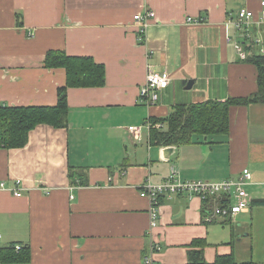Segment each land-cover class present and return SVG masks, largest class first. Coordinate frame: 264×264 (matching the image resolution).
<instances>
[{
	"label": "crops",
	"instance_id": "obj_1",
	"mask_svg": "<svg viewBox=\"0 0 264 264\" xmlns=\"http://www.w3.org/2000/svg\"><path fill=\"white\" fill-rule=\"evenodd\" d=\"M263 1L0 0V105H57L67 73L46 66L50 50L92 56L107 70L104 86L68 89L66 127L40 123L24 146L0 147V248L31 249L30 261L13 264H144L153 241L163 247L153 254L156 264H187L199 239L208 262L233 253L255 264L244 246L251 244L253 257L254 227L264 215L255 203L264 200V103L232 106L228 132L196 134L181 145H152L148 123L177 104L257 91L258 69L234 44L247 38L229 18L252 10L250 32L261 43L250 54L264 53ZM148 9L155 17L141 40L134 16ZM162 71L168 86L156 103H145L141 87L149 72ZM131 125L142 126L140 140ZM173 167L182 179L206 180L250 169L251 208L206 221L200 197L164 194L149 234L151 203L140 191L162 183ZM18 180L22 196L12 190Z\"/></svg>",
	"mask_w": 264,
	"mask_h": 264
},
{
	"label": "trees",
	"instance_id": "obj_2",
	"mask_svg": "<svg viewBox=\"0 0 264 264\" xmlns=\"http://www.w3.org/2000/svg\"><path fill=\"white\" fill-rule=\"evenodd\" d=\"M253 48V47H252ZM255 50V48L253 49ZM258 69V89L248 96H235L221 100H207L192 104H177L165 118H151L150 143L158 146H175L193 141L194 135H214L226 133L230 125V108L235 105L264 103V53L254 51L247 59ZM45 64L49 68L63 67L67 73L66 85L58 89V102L55 106H10L0 105V147L13 148L24 146L30 131L40 123L55 127L68 125V89L70 87H101L106 84L107 70L103 63L92 56H74L64 50H50ZM161 126L157 127L156 124ZM254 201V200H253ZM211 200L204 201L205 215L212 209ZM255 203L264 205V200ZM189 250L187 264H252L240 262L234 254L219 255L214 262L204 258L203 251L207 242L194 240ZM16 244L0 248V261L6 264L28 262L31 259L30 246L24 245L16 250Z\"/></svg>",
	"mask_w": 264,
	"mask_h": 264
},
{
	"label": "built area",
	"instance_id": "obj_3",
	"mask_svg": "<svg viewBox=\"0 0 264 264\" xmlns=\"http://www.w3.org/2000/svg\"><path fill=\"white\" fill-rule=\"evenodd\" d=\"M264 5V1L262 2ZM155 17V12L148 9L145 14L137 13L134 18L137 24L140 26V39L143 40L145 30ZM255 20V13L248 8H241L236 16L229 18V25L234 26L237 31L244 34L247 38V43L235 42V48L238 50L241 58L247 59L250 55V51L255 44L261 43V39L254 38L250 32L251 24ZM264 21V14L261 18ZM189 22H202L201 17H189ZM170 74L167 71L162 72H149L145 84L141 87L140 98L142 101L148 104H154L159 99L160 90L166 88L170 82ZM157 127L161 124L157 123ZM150 129L151 123H148ZM129 130L133 133V137L136 140L142 138V126L131 125ZM252 178L251 170L248 168L243 171L236 178H226L222 180H206V179H182L180 173L173 167L171 175L162 183L153 184L148 182L140 191L142 197L149 199L151 203L150 209V229L149 234H152V230L156 227L159 213L157 205L160 198L164 194L187 192L190 195H196L203 201L211 200L213 207L205 215L206 221H212L215 217H223L232 219L239 213L248 211L252 205V198L247 190V185ZM20 180L17 181V186L12 190L16 196H22V191L19 188ZM5 182H0V188H5ZM2 235L0 234V239ZM22 244H16V250H21ZM160 242L153 241L151 249L148 255L144 258V264H156L153 254L162 250Z\"/></svg>",
	"mask_w": 264,
	"mask_h": 264
},
{
	"label": "rangeland",
	"instance_id": "obj_4",
	"mask_svg": "<svg viewBox=\"0 0 264 264\" xmlns=\"http://www.w3.org/2000/svg\"><path fill=\"white\" fill-rule=\"evenodd\" d=\"M264 209V208H263ZM263 217V219H262ZM260 216L257 219V223L255 225V241H254V256L252 257V251H247L251 244L248 246H244V254L246 255V259H253L255 264H264V215ZM262 219V220H261Z\"/></svg>",
	"mask_w": 264,
	"mask_h": 264
},
{
	"label": "water",
	"instance_id": "obj_5",
	"mask_svg": "<svg viewBox=\"0 0 264 264\" xmlns=\"http://www.w3.org/2000/svg\"><path fill=\"white\" fill-rule=\"evenodd\" d=\"M192 83H193V81H189L188 82V87H191L192 86ZM169 150H171V147L169 148Z\"/></svg>",
	"mask_w": 264,
	"mask_h": 264
}]
</instances>
